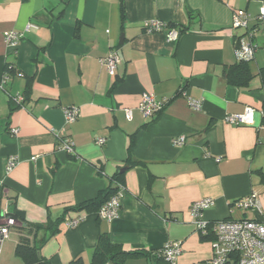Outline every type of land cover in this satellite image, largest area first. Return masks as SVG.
Masks as SVG:
<instances>
[{"label":"crops","instance_id":"0c3cea01","mask_svg":"<svg viewBox=\"0 0 264 264\" xmlns=\"http://www.w3.org/2000/svg\"><path fill=\"white\" fill-rule=\"evenodd\" d=\"M261 5L0 0V216L16 218L3 244L12 235L16 241L1 247L0 264H22L15 246L27 227L51 224L55 234L37 232L38 240L49 234L41 253L50 264L79 258L89 264L102 234L151 255L125 264H157L155 253L170 242H182L179 264H205L213 257V239L197 233L190 213L194 202L215 200L204 213L209 222L253 217L233 206L252 194L264 209V88L258 75L264 68V24L251 38L257 46L251 84L239 88L225 77L238 63L235 49L246 35L232 27L233 16L250 15L253 28ZM153 22L173 25L178 39L168 40V27L146 31ZM29 25L17 47L6 43L7 33ZM111 50L119 56L115 77L102 65ZM9 64L14 70L3 83ZM144 94L169 103L147 119L139 110ZM18 97L24 98L22 106ZM189 100L200 101L201 108H192ZM69 107L80 110L72 124L65 121ZM247 107L255 109L252 124L225 123L227 115ZM179 136L186 139L180 147L173 145ZM66 138L75 144L74 156L61 148ZM98 139L106 143L99 145ZM131 140L132 160L140 165L129 162ZM12 156L19 165L6 175ZM117 174L124 175L125 187L118 218L72 210L105 191ZM80 217L77 228L66 227Z\"/></svg>","mask_w":264,"mask_h":264},{"label":"built area","instance_id":"2783aa9c","mask_svg":"<svg viewBox=\"0 0 264 264\" xmlns=\"http://www.w3.org/2000/svg\"><path fill=\"white\" fill-rule=\"evenodd\" d=\"M262 3L259 9V14L255 18L256 26L251 27V16L244 12H237L233 16L232 27L234 29H243L246 35L239 40V44L235 49V54L238 61H251L257 50V46L251 43L255 29L264 24V0H253ZM167 27V24L161 22H153L147 24L146 31L162 32ZM32 25L26 27L24 32H9L5 36V41L11 47H17L19 41L24 37V33L29 32ZM179 37V32L172 28L167 33L169 41H176ZM119 56L115 50L102 60V65L111 77L117 74V66ZM14 66H10L13 69ZM10 74L5 73L3 83L10 80ZM15 102L22 106L23 97H18ZM168 99H157L153 95L144 94L142 102L139 105V110L147 119L155 118L168 105ZM192 108L199 110L201 102L189 100ZM65 121L67 124H72L77 121L80 116L78 107H69L64 110ZM126 116L132 120L133 111L126 110ZM255 120V109L247 107L243 113L227 115L224 118L225 123L240 126L250 125ZM17 130H12L13 134H17ZM185 136H179L173 139V145H185ZM99 145L106 143L105 139H98ZM61 148L75 155V144L70 139L61 140ZM19 165L17 157L12 156L6 164V175H10ZM118 192L101 208L97 213L98 216L107 221H113L119 217L121 211V199L125 193V187L118 184ZM215 206V200L212 198L202 199L194 202L190 207V213L193 222L196 226V231L201 237L213 238V257L205 264H264V209L256 194L241 198L233 203V206L243 212H251L253 217H243L240 219L220 220L209 222L205 219L204 213L209 208ZM84 217L68 220L65 224L68 228H77ZM16 224L15 218L6 217L4 224L0 226V251L1 243L9 236L10 227ZM158 255L164 259L167 264H179V258L183 253L182 242H170L165 247L157 251Z\"/></svg>","mask_w":264,"mask_h":264},{"label":"trees","instance_id":"16d2710c","mask_svg":"<svg viewBox=\"0 0 264 264\" xmlns=\"http://www.w3.org/2000/svg\"><path fill=\"white\" fill-rule=\"evenodd\" d=\"M168 28H173V25H167ZM251 61H238V63L232 67H230L225 72V77L227 82L230 85L241 87H248L255 75L253 74L250 66ZM11 65H7L6 73H10V71L14 70L10 69ZM262 80V86L264 88V68L260 70L258 73ZM134 147V140H131L130 146L128 148L129 153V162L131 166L140 165L141 162L132 160V150ZM123 174H117L110 181V186L103 192L99 193V195L86 201L80 205H77L72 210L77 212H86L88 214L98 213L101 208L118 192L119 187L118 184L123 185ZM5 215H1L0 226L4 224ZM16 220V218H15ZM65 220L63 219L61 222L63 223ZM65 223V222H64ZM46 229L51 231L50 235H43L39 240L37 239V232L40 229ZM57 229L50 226L44 227L39 225H30L27 227V233L25 236L20 238L19 243L15 247V257L19 259L22 264H50L47 259L42 256L41 247L42 244L49 238V236L55 234ZM49 235V236H48ZM32 237V240L29 239ZM203 239H209L212 237H202ZM213 239V238H212ZM3 244V243H1ZM2 247V245H1ZM151 255L143 250L138 249H128L123 244L115 243L111 240L108 234H102L97 242V245L94 249L92 259L89 264H125L130 259L138 258V257H150ZM155 257L157 258V264H167L164 259H162L158 253H155ZM71 264H85L83 259L79 258L73 261Z\"/></svg>","mask_w":264,"mask_h":264},{"label":"rangeland","instance_id":"374dc122","mask_svg":"<svg viewBox=\"0 0 264 264\" xmlns=\"http://www.w3.org/2000/svg\"><path fill=\"white\" fill-rule=\"evenodd\" d=\"M249 215H251V213H248ZM248 215V216H249ZM9 241H12V243L14 242V241H16V239H15V237L12 235L11 237H10V239L9 240H6L5 241V243L2 245V248H5L6 247V245H9L11 242H9ZM11 245V244H10ZM16 247V246H15Z\"/></svg>","mask_w":264,"mask_h":264},{"label":"water","instance_id":"95a60500","mask_svg":"<svg viewBox=\"0 0 264 264\" xmlns=\"http://www.w3.org/2000/svg\"><path fill=\"white\" fill-rule=\"evenodd\" d=\"M123 171H125V169H123ZM17 216H18V217H20L21 219H23V218H24V215H23V213H17Z\"/></svg>","mask_w":264,"mask_h":264}]
</instances>
